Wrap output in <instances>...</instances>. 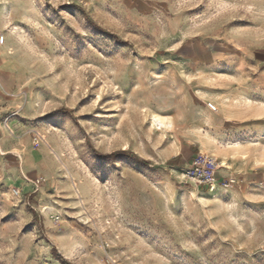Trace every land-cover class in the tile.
I'll return each instance as SVG.
<instances>
[{
  "label": "rangeland",
  "instance_id": "rangeland-1",
  "mask_svg": "<svg viewBox=\"0 0 264 264\" xmlns=\"http://www.w3.org/2000/svg\"><path fill=\"white\" fill-rule=\"evenodd\" d=\"M32 5L0 34V264H264V0ZM199 151L236 185L186 180Z\"/></svg>",
  "mask_w": 264,
  "mask_h": 264
},
{
  "label": "built area",
  "instance_id": "built-area-1",
  "mask_svg": "<svg viewBox=\"0 0 264 264\" xmlns=\"http://www.w3.org/2000/svg\"><path fill=\"white\" fill-rule=\"evenodd\" d=\"M2 41V37H0ZM209 107L215 110V106L209 104ZM40 135L35 136V140H38ZM186 168L182 172V176L191 182L199 185H203L207 188L213 189L215 186H221L224 188H232L236 185V179L234 177H227L220 179L218 170L220 164L216 157L211 154L198 152L195 153L186 164ZM18 194V191H15Z\"/></svg>",
  "mask_w": 264,
  "mask_h": 264
},
{
  "label": "crops",
  "instance_id": "crops-1",
  "mask_svg": "<svg viewBox=\"0 0 264 264\" xmlns=\"http://www.w3.org/2000/svg\"><path fill=\"white\" fill-rule=\"evenodd\" d=\"M32 0H0V34H4L7 25L29 19L33 12ZM9 43V37L6 36ZM40 163V169H42Z\"/></svg>",
  "mask_w": 264,
  "mask_h": 264
},
{
  "label": "bare ground",
  "instance_id": "bare-ground-1",
  "mask_svg": "<svg viewBox=\"0 0 264 264\" xmlns=\"http://www.w3.org/2000/svg\"><path fill=\"white\" fill-rule=\"evenodd\" d=\"M157 121L159 122L158 119H157ZM44 139H45V138H44ZM42 141H43V140H42ZM44 141H45V140H44ZM44 141H43V142H44ZM45 158H46V157H45ZM46 160H47V158H46ZM51 171L53 172V168H52V166H51L49 163L46 164V170H45V172L48 173V172H51ZM50 174H51V173H50ZM52 175H54V173H52ZM76 188H77V187H76ZM214 188H215V187H214ZM212 190H214V189H212ZM75 191H76V190H75ZM76 196L79 197V198L81 197V196L79 195L78 192H77ZM54 218H55V217H54Z\"/></svg>",
  "mask_w": 264,
  "mask_h": 264
},
{
  "label": "trees",
  "instance_id": "trees-1",
  "mask_svg": "<svg viewBox=\"0 0 264 264\" xmlns=\"http://www.w3.org/2000/svg\"><path fill=\"white\" fill-rule=\"evenodd\" d=\"M119 154H121V155H124V154H126V152H121V153H119ZM112 155H106V158H110Z\"/></svg>",
  "mask_w": 264,
  "mask_h": 264
}]
</instances>
